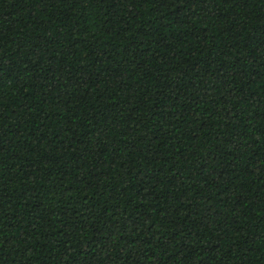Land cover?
Listing matches in <instances>:
<instances>
[{
	"label": "trees",
	"instance_id": "obj_1",
	"mask_svg": "<svg viewBox=\"0 0 264 264\" xmlns=\"http://www.w3.org/2000/svg\"><path fill=\"white\" fill-rule=\"evenodd\" d=\"M0 264H264V0H0Z\"/></svg>",
	"mask_w": 264,
	"mask_h": 264
}]
</instances>
